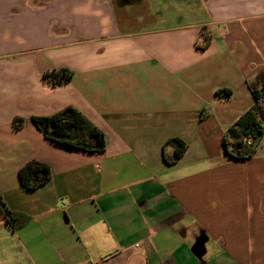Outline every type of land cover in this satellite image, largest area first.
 <instances>
[{"label": "crops", "instance_id": "crops-1", "mask_svg": "<svg viewBox=\"0 0 264 264\" xmlns=\"http://www.w3.org/2000/svg\"><path fill=\"white\" fill-rule=\"evenodd\" d=\"M59 68L72 75L51 86L43 73ZM261 68L264 0H0V197L28 218L13 228L0 211V256L264 264V135L248 158L223 150ZM68 105L104 134L103 152L30 121ZM172 137L187 146L168 165ZM30 160L50 170L34 190L17 176Z\"/></svg>", "mask_w": 264, "mask_h": 264}, {"label": "trees", "instance_id": "trees-1", "mask_svg": "<svg viewBox=\"0 0 264 264\" xmlns=\"http://www.w3.org/2000/svg\"><path fill=\"white\" fill-rule=\"evenodd\" d=\"M72 73L66 68L43 73L51 86H59L69 81ZM253 99L252 106L240 115L226 130L223 138V150L232 159H245L252 156L255 147L264 135V68L259 69L248 82ZM30 121L45 138L67 148L86 152H103L104 134L79 110L66 106L50 115H35ZM16 124L19 120L15 119ZM249 140V143L247 141ZM170 145L172 152L164 153V146ZM163 146V160L171 165L177 162L186 149V143L176 137L168 139ZM20 185L26 190H34L50 177L49 167L40 161L30 160L17 171ZM0 211L7 223L18 228L27 221V217L10 211L0 197Z\"/></svg>", "mask_w": 264, "mask_h": 264}, {"label": "water", "instance_id": "water-1", "mask_svg": "<svg viewBox=\"0 0 264 264\" xmlns=\"http://www.w3.org/2000/svg\"><path fill=\"white\" fill-rule=\"evenodd\" d=\"M204 241L205 238H203V235H200L195 241L193 252L198 257H200L204 252V247H203Z\"/></svg>", "mask_w": 264, "mask_h": 264}, {"label": "rangeland", "instance_id": "rangeland-1", "mask_svg": "<svg viewBox=\"0 0 264 264\" xmlns=\"http://www.w3.org/2000/svg\"><path fill=\"white\" fill-rule=\"evenodd\" d=\"M15 260V257L13 258ZM13 263L11 261V257L9 255L0 256V264H10Z\"/></svg>", "mask_w": 264, "mask_h": 264}, {"label": "built area", "instance_id": "built-area-1", "mask_svg": "<svg viewBox=\"0 0 264 264\" xmlns=\"http://www.w3.org/2000/svg\"><path fill=\"white\" fill-rule=\"evenodd\" d=\"M247 143H249V140L247 141ZM135 246H138V244H135Z\"/></svg>", "mask_w": 264, "mask_h": 264}]
</instances>
